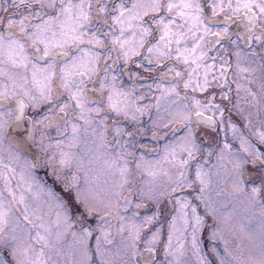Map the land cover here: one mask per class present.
Here are the masks:
<instances>
[{
	"label": "rangeland",
	"instance_id": "1",
	"mask_svg": "<svg viewBox=\"0 0 264 264\" xmlns=\"http://www.w3.org/2000/svg\"><path fill=\"white\" fill-rule=\"evenodd\" d=\"M228 4L229 0H217L214 7L223 8ZM187 27L186 24L185 28ZM128 36H131L130 32ZM194 43L190 39L181 48L190 49ZM173 53L175 54L174 51ZM7 55V52L0 54V61H4L0 63V72L3 73L0 74V90L15 82L17 94L12 97L23 95L18 87L23 83L20 78L26 75L31 81L32 64L29 63L26 69L13 68ZM19 55L27 56L25 51ZM39 66L44 65L40 62ZM203 67L197 69L198 76H204L206 66ZM236 70L233 67L232 75ZM211 71L214 74L220 72L216 66ZM109 76L108 70L106 88H102L99 83L95 84L99 90L97 96L103 94L104 98L96 96L93 99L95 95H88L85 114L91 119L88 123L82 119L77 122L79 131L75 139L71 127V123L75 121L67 119L68 125L58 127L61 122L58 117L52 118L47 129L42 128L40 131L35 128L30 133L35 142L32 145L45 149L43 160L47 164L59 165L68 170L65 172V185H77L67 192L74 195L76 200L79 197V204L84 209V212H76L78 220L82 222L80 217H83V223L93 222L99 231L93 238L95 252L97 239L100 240V252L103 256L97 254L99 260L103 259L105 264H123L122 253L138 231L136 250L143 252L146 247L154 248L155 264H220L226 253L229 264H264V167H254L251 164L253 157L249 147L255 145L264 152V143L260 140V134L264 133V78H249L247 81L254 82L256 87L255 98L248 97L245 102L235 104L233 117L236 121H241L243 127L236 122L227 128V132L224 131L239 143L241 150L231 147L227 141H221L219 146L213 148L211 157L207 158L204 154L202 160H195L197 157L194 156L191 141L195 143V138L216 132L195 130L192 137H188L187 132L174 137L173 125H169L170 113L174 111L170 102L174 99L170 94L171 98L165 97L169 88L153 93V99L157 103L152 111L143 113L145 103L138 99L142 96L135 93L133 85L128 84L129 88L114 87L115 90L127 93V97L124 111L114 112L116 115L112 113L111 118L126 117L136 128H145L141 125V120L146 118L149 130L157 127L159 135L153 140L161 139L163 142L155 156L147 152L150 147L154 148V141L144 143L145 136L125 118L117 119L124 122L127 130L124 146L121 144V136L115 144L110 142V133L105 128V123L108 118V125L111 126L112 120L104 112V107H109L107 92L113 88ZM100 77L104 78L103 70ZM218 79L220 78H208L210 83H217ZM258 79L261 80L260 89L257 88ZM247 81L244 84L250 83ZM199 82L203 84V78H199ZM57 83L59 88L58 80ZM52 88L54 92L56 88L53 83ZM24 98L26 103H31L28 97ZM57 102L61 103L60 100ZM30 105L32 108L41 106L44 113L49 108L46 104ZM98 105H102L101 114L91 116L88 109H95ZM76 112L79 116L80 110L77 109ZM39 120L42 117L36 121ZM36 121L33 120V124ZM5 124L6 120L3 127ZM119 126L113 125L111 131L122 134L120 129L118 131V128H113ZM0 134H3L1 128ZM1 138L0 201L7 211V222L4 231L0 232V237L5 241L0 243V261H6L7 264H79L77 250L83 252L81 230L75 232L79 242H75L72 247L68 245L73 242L71 236H66V232L70 230V219L66 220L60 200L50 195V188L40 182L33 170V161L23 157L16 141L8 140L5 135ZM135 143L137 147L131 149L130 146ZM244 148H248V152L243 151ZM61 152L67 154L64 164L60 163ZM126 154H129L128 158L125 157ZM51 157L54 159L50 160ZM245 160L249 163H244ZM181 161L187 163L181 166ZM259 163L257 161L258 165ZM122 168L126 169L123 176L120 174ZM181 172L184 176L182 182L178 183ZM254 187L259 188L258 193L252 192ZM173 188L176 190L172 191ZM21 195L25 198L23 204L19 202ZM59 197L63 200L61 195ZM184 203L190 205L185 210L187 224L182 218L184 212L181 211V204ZM25 205L28 207L27 213L24 211ZM191 206H195L197 214L203 217L199 227L194 225ZM26 214L31 224L23 221ZM37 232L46 240L37 242ZM154 233L157 234V239L152 243ZM41 249L43 256L39 255ZM80 264H85L84 255Z\"/></svg>",
	"mask_w": 264,
	"mask_h": 264
},
{
	"label": "snow or ice",
	"instance_id": "2",
	"mask_svg": "<svg viewBox=\"0 0 264 264\" xmlns=\"http://www.w3.org/2000/svg\"><path fill=\"white\" fill-rule=\"evenodd\" d=\"M13 4L17 7L24 6L30 11L27 15L13 13L7 18L0 16V27L3 28L0 31V54L8 53L7 60L13 68L23 67L26 69L29 63L32 64L31 81L29 82L26 75L22 76L20 79L23 83L18 87L23 96L28 97L33 105H51L42 120L36 121L37 125L49 120L54 109L59 110L61 121L68 118L71 122L73 118L69 117L67 111L71 108V102H75L76 108L80 110L79 119L88 123L91 119L85 114L88 95L96 92V83H99L102 88L107 87L108 70L115 67V63L109 65L107 60L111 58L113 52H116L118 59H122L125 63H128L132 57H141L143 61L153 65V57L156 58L158 64L162 60L172 59L174 51L176 60H182L186 65H196V68L188 74V79L184 80V88L193 87L194 82V91L198 89L203 92L209 87L208 73L213 65L206 66L203 84H201L197 72L200 67L198 61L206 56V53L202 51L204 47L221 43V33L211 31V28L202 19L204 9L200 0H18V3L17 0H13ZM110 4L113 6L109 7ZM228 7L234 14H239L235 23L241 29L245 41L254 40L261 47L260 53L254 50L252 55L259 54L264 57V28L258 34L255 32L260 18L264 17V0H235L234 8L232 7V0H229ZM44 9L51 11L45 12ZM213 12L215 13V7H213ZM173 13H175L174 16ZM16 15L19 16V19L12 18ZM177 19L182 20L183 23H177ZM34 20L38 23L33 24ZM147 20H151L152 24L150 25ZM228 20L231 22L232 17H229ZM186 24L188 25L187 28H185ZM153 28L160 33L158 38L154 36ZM129 32L131 33L130 37L128 36ZM224 33L226 38L227 29H224ZM190 39L195 41L193 46L190 49L181 48V45L188 43ZM28 42H30L35 53L42 54L33 56L31 59L19 55L24 52ZM38 45H43V47ZM173 45H175V49H173ZM142 49L144 50L143 55ZM198 50L201 51H199V55H196ZM41 61L44 62L43 67L39 66ZM3 62L0 61V63ZM101 70L104 72L103 79L100 77ZM172 71L174 68H169V73ZM224 71L226 70L222 66V75ZM0 74L3 73L0 72ZM175 74L177 77L181 76L180 71H176ZM169 78L170 76L163 77V79ZM54 79L59 81L60 89L56 97H53L52 83ZM115 79L116 77L112 76V80L115 81ZM215 79L214 76L213 80ZM89 81L92 83L91 87L88 86ZM167 91L175 93L176 96V99L172 101L174 111L170 113L169 125L174 124L177 132L186 130L187 136L192 137L194 128L201 122L214 123L212 117L204 115V111L207 110L218 109L221 118H223V109L219 104L210 101L202 103L195 98H193L194 103L188 104L186 103L188 97L186 95L181 96L174 87L167 89ZM16 94L17 85L15 82L12 88L5 87L0 90V128H3L4 117L6 116L11 117L14 126L32 123V118L26 114L27 105L23 99L16 100L14 110L5 111L9 98ZM221 96L226 97V93L222 92ZM126 97L127 93L115 90L113 86L107 92L109 108L117 113L123 112L124 106H126ZM62 98L67 99L69 103H58L57 101ZM101 109L102 105H98L95 109H88V112L95 111L99 115ZM198 109L200 110L198 111ZM167 126L165 125V127ZM71 127L73 139H75L79 125L72 122ZM33 140L31 135L21 139V146L25 153L31 151ZM260 140L264 143V133L260 134ZM249 147L251 148L250 155L253 157L250 161L251 164L254 167H264V160H261V157H264V152H261L255 145H249ZM243 151L248 152V148H244ZM41 152H44L43 148H41ZM188 154L191 156V151ZM60 155L62 157L60 163L64 164L66 162L64 157L67 154L61 152ZM257 161H260L259 165ZM186 163L187 161L180 162L181 166ZM244 163H249V161L245 160ZM44 164L45 161L41 156L35 159L32 167H41ZM125 171V168L120 169L121 176L124 175ZM54 175L57 180L60 179L59 174L54 173ZM197 175L199 176L200 173L198 172ZM183 176L184 173L181 172L178 183L182 182ZM76 186L66 184L65 191H70L72 187ZM175 190V188L172 189V191ZM252 192L258 193L259 188L254 187ZM49 193L60 200V206L65 213L66 220L71 219L72 209L67 203L61 200L59 194L52 189H49ZM13 198L15 199V197ZM24 199V196L21 195L19 202L23 204ZM77 200L79 202V197ZM189 206V203L181 204V211L184 212L182 218L185 219L186 224L188 220L185 210ZM24 211L25 213L28 212L27 205H25ZM191 213L195 227H199L203 217L197 214L195 206H191ZM6 216L7 211L0 201V232L4 231V225L7 222ZM80 219L83 222V217ZM173 219L175 220V218ZM23 221L28 224L32 223L27 214L23 216ZM81 233L82 240L80 243L83 247L85 264H92L93 255L86 243L87 239L92 236V231L82 227ZM156 239L157 234L154 233L152 243H155ZM45 240L46 238L37 232L36 241ZM138 240L139 232L137 231L122 253L123 264H141V262L143 264H155L153 259L154 248L146 247L143 252H139L136 250ZM2 242L5 241L3 237H0V243ZM106 242L111 243V241ZM170 244L171 236H169ZM193 244L195 246V237ZM45 246H47L46 243ZM43 254V249H41L39 255L43 256ZM96 254L103 256V253L100 252L99 239H97ZM226 257L227 253L225 257L221 258L220 264H229ZM0 264H7V262L0 261ZM99 264H105V261L101 259Z\"/></svg>",
	"mask_w": 264,
	"mask_h": 264
},
{
	"label": "flooded vegetation",
	"instance_id": "3",
	"mask_svg": "<svg viewBox=\"0 0 264 264\" xmlns=\"http://www.w3.org/2000/svg\"><path fill=\"white\" fill-rule=\"evenodd\" d=\"M217 0H200L201 6L204 9V12L202 14V19H204L205 23L208 24V26L211 28V31L213 32H220L221 33V43L220 44H214V45H208L202 49L203 52L206 53V56L204 59L200 60L202 61L198 63L200 64V67L204 68L203 66L207 65H213V67L216 66L217 70H220V72H217L214 74L211 70L209 71L208 78H213L214 76L216 78H220L216 82L209 83V87L206 91H199L193 90L192 87L185 89L183 86V82L185 78H188V74L196 68V65H190V64H184L182 60H176L174 58L175 54L173 53L172 59H166L162 60L157 64L156 58L153 57V65H149L147 62L143 61L141 57H132L131 60L128 63H125L122 59H118V54L116 52H113L111 58L109 59V65H112L115 63V67L113 69H109L111 78V85L112 87H118L122 88L123 86H127L129 88V85L134 86L135 93L141 95V98H138L141 100L144 107V112L146 113L148 111H152L154 105H156L157 101L153 99V93H156L157 91L165 90V88H175L176 91L181 96H187L188 99L186 103L192 104L194 103V99L200 100L202 103L204 102H211L214 104H219L221 109H223V118H221L220 110L218 109H211L204 111L205 116H209L213 118L214 123H204L201 122L198 126L194 128L193 131L198 130V132L201 131H211L216 132V134H211L209 136L202 135V138L198 137L195 138V143L191 144L193 149L195 150L194 156L197 157L195 160H202L204 154L205 157L209 158L213 155V148H216L215 146H219L221 144V141H227L233 148H236V150H241L240 145L238 142L234 141L232 138L228 136L225 132H227V128L230 125H234L236 122H239L242 124L241 121H236L233 117V111L235 110V104L239 102H245V100L248 97H254V94L256 92V87L254 82L247 81L249 78H264V57L261 55H252V52L255 50L257 53H260L262 51L261 47L253 40L251 42H246L242 31L239 27H237L235 20L239 14H234L231 9H229L228 6L223 8H215V13L213 12L214 4ZM221 1H228V0H221ZM18 3V0H17ZM235 4V0H232V5ZM113 5H109V7H112ZM35 8V6H34ZM234 8V7H233ZM4 9H7V11H4ZM29 9H27L24 6L17 7L13 4V0H0V16H4L7 18L8 16L12 15L13 13H22L24 15L28 14ZM45 12H50V9H44ZM173 16L175 13L172 14ZM232 17V21L229 22L228 18ZM13 19H19V16H12ZM147 19V18H146ZM147 22L151 25L152 21L147 20ZM183 22L180 19H177V23ZM6 23V19H5ZM38 23V21H33V24ZM264 28V17H261L258 25L255 29V32L258 34L261 29ZM224 29H227V37L225 38ZM3 28L0 27V31H2ZM107 30V29H105ZM154 36L158 38L160 35L159 32L153 28ZM239 36V38H238ZM154 42V41H150ZM39 47H43V45H38ZM25 54L30 59L33 56L40 55L34 52V49L30 46V42L26 44L25 46ZM199 51L197 52V55H199ZM142 55L144 54V50H141ZM107 55V54H106ZM214 58V59H213ZM41 64L44 65V62L41 61ZM203 65V66H201ZM225 67L226 71L223 72V75L221 74V67ZM199 67V68H200ZM233 67H236L237 70L235 74L232 75ZM169 68H174V71L169 73ZM176 71L181 72V76H176ZM112 76H115V81L112 80ZM165 76H170L169 79H163ZM199 78H203L201 76H198ZM232 78V79H230ZM233 78H239V80L235 81ZM250 82L246 83L245 82ZM256 82V81H255ZM260 83L261 80L258 79L257 88L260 89ZM13 84H9L8 88H11ZM53 86L56 88L53 92V97H56L58 95L57 90H60L58 88L57 80L54 79ZM89 87L92 86L91 81H89L88 84ZM139 87L140 89H138ZM96 88V92L89 93V95H95L93 99L99 94V90ZM147 92V93H146ZM226 93V97L221 96V93ZM173 96V99H176L175 93H165L166 98H171L170 95ZM104 98L103 94L100 96H97V98ZM23 99L25 102V98L23 95H18L16 97H10L7 106L5 108V111L8 109L14 110L16 107V100ZM63 101V103H69V101L65 98L60 99ZM173 101V100H172ZM172 101L170 104H172ZM26 108V114L32 118V123H24L22 126H14L12 124L11 117H4V120H6L5 127L1 128L3 130V134H0V141H2V136L6 135L8 140H12L11 137L15 139L16 142H18V148L21 146V139L26 138V135L29 133V131L32 133L35 128H38L40 131H42V128H46L51 123L53 117H58L60 119V113L59 110H53L50 119L47 121H44L43 124L37 125L36 122L33 124V120H37L39 117H44L46 113L43 112V109L41 106H38V108H32L31 103L28 104ZM51 107V105H49ZM77 108H75V102H71V108L68 111L69 117L73 118L72 121H75L76 123L79 120V116L76 112ZM200 109H198L199 111ZM104 112L107 114V117H109L111 121V126L108 125L109 119L107 118V122L105 123V128L110 133L109 135V141L115 144V142H118L119 136H121L122 141L121 144L123 145L124 139H125V125L123 124V121H118L119 118H125L126 117H120L119 118H111V114H115L114 111H112L109 107H104ZM92 115H98L95 111L90 112ZM101 114V112L99 113ZM116 115V114H115ZM68 118H65V121H61L58 125V127H62L65 125H68L67 123ZM130 121V119H128ZM131 126L134 127V129L140 131L145 138L143 139L144 143H147L149 140H153L154 137L159 135V132L157 131V127H153L151 130L147 127V119L141 120V125L145 128H136L134 125H132L131 121L129 122ZM113 125H120L119 127H113L118 128L121 130L122 134H116L111 131ZM122 125V126H121ZM128 126V124H126ZM129 127V126H128ZM130 128V127H129ZM174 129V137L177 135H180L183 132H187L186 130L181 131H175V125L173 124ZM225 131V132H224ZM223 132V133H221ZM172 138V136H169ZM211 139V141H209ZM155 143L154 148L150 147L147 151L149 155L155 156L159 150L161 149L162 140L161 139H154ZM223 145V144H222ZM124 146V145H123ZM150 146V145H148ZM131 149L137 147V143L130 146ZM129 155V154H128ZM128 155L125 156L128 158ZM200 157V158H199ZM54 159V157H51L50 160ZM114 166V163H113ZM115 167V166H114ZM44 170L47 176L50 177V179L46 178L44 179V182L48 185H52L56 187L57 185H62L65 190V172H68L67 169H65L62 166L59 165H51L45 164ZM54 173L59 174L60 179L57 180ZM82 227L88 228L90 231H92V236L89 237L86 241L87 247L89 248L90 252L93 255V261L92 264H99L100 260L97 257V254L95 251L91 250L92 241L94 236L96 235V228L93 222L91 224L86 223H78L76 219L71 218L70 219V230L69 232H66V236H71L73 238V242L69 243L68 245L73 246V243H78L79 240L76 239L75 232L76 230H81ZM74 233V235H73ZM212 240V239H211ZM77 256V262L80 264L83 260V252L78 251Z\"/></svg>",
	"mask_w": 264,
	"mask_h": 264
}]
</instances>
